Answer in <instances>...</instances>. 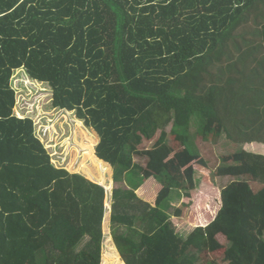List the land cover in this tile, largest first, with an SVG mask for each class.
<instances>
[{"label":"trees","instance_id":"1","mask_svg":"<svg viewBox=\"0 0 264 264\" xmlns=\"http://www.w3.org/2000/svg\"><path fill=\"white\" fill-rule=\"evenodd\" d=\"M249 21L241 71L228 48ZM260 82L264 0H0V264H102L109 215L118 264H264V132L216 110L246 94L264 106ZM37 85L50 107H27ZM55 112L96 147L81 128L68 153ZM238 125L248 138L217 167L206 150L238 146ZM125 177L141 190H114Z\"/></svg>","mask_w":264,"mask_h":264},{"label":"rangeland","instance_id":"2","mask_svg":"<svg viewBox=\"0 0 264 264\" xmlns=\"http://www.w3.org/2000/svg\"><path fill=\"white\" fill-rule=\"evenodd\" d=\"M258 29L259 28H257V26L253 24V21L252 22L249 21V23H247L245 26L240 28L237 31V33H235V38L229 44V48H228L229 56H230V58L231 57L234 58V60H238V64L236 66H237V68H240L241 71L244 70L243 69L244 67L248 68L249 65H250V61H247V60H250V59L246 60V59L240 58V53L244 52L245 47L247 46V45L244 44L243 39H245V40L247 39V40L251 41V44L254 45L255 42L253 40L258 39V36H259L258 32H257ZM258 54H260V52L257 51L256 55H258ZM261 74L263 75V71L261 72ZM235 76H238V74H235ZM262 85H263V83L260 82L255 87L256 88L258 86L261 87ZM234 87L236 88V91L240 90V86L239 85H235ZM22 90H24V89H22ZM248 91H246V93ZM35 92H36V95H35ZM242 92L245 93V91L241 90L237 94L241 95ZM27 95H28L29 99L28 100H24V101L25 102H29V103L32 102L31 105L30 104L27 105V107H29L31 109L33 108V106L35 108V106L37 107L39 105V109H40L41 107H44V106L50 107V105H51V100H52L51 90L46 85H37L36 88H35V91H30ZM244 98H246L247 100H242L243 102L249 101L250 98H251V95L250 94H246V95H244ZM232 105L233 104H231L230 107ZM244 114H249V113L247 112V113H244ZM63 115H66V117L63 118ZM74 117H75L74 114H71V113H67V112L58 113V112H55L53 114V116L51 117L50 121L47 120V119L45 120V121H47V126H48V128H49V130L51 131L52 134H54L56 129L57 128L59 129L61 127V125L65 127V130L67 129L69 131V135L64 136L65 145L68 146V153L69 152H71V153L74 152L75 148H77V145H79V143L81 142V137H80V129L81 128H83L85 130H88L89 132L92 133V135H95L92 132L93 130L87 129L86 127H84L83 123L78 124V122L75 121ZM170 125L171 124H169L165 128L166 131L170 130ZM229 125L233 126L230 123H229ZM235 128H236V130H233V128H231L232 129L231 132H232L233 137H234V138H232V140L235 141L238 146H236L233 143H231V140H229L228 138L226 139V138H223V137H222L221 140L219 139L216 142V144L213 145V150H211V151L214 152L217 155L216 156V161L218 162L217 164H219V165H223V161H222V157L223 156H226V155L230 154L231 152H235V151H237L239 149H242L243 141L246 140V138H248V136H245V135L244 136H240V135H242V133L240 132L241 131V126L240 125L236 126ZM256 129H258V128H256ZM65 130H63V132H65ZM262 130L264 132V128H262V126H261V131ZM245 133L247 134V132H245ZM253 133L257 136L259 132L256 131V133L255 132H253ZM161 134H162V132L159 131L156 134V136L151 141L144 140V142L141 144L140 148L141 149H145V150L152 148V146L160 138ZM97 143H98V138L96 136V142L94 140L93 148L96 146ZM204 151H205V149H203V152ZM89 159H91V157H89ZM134 161L135 162H140L142 160L139 157H134ZM215 181H216L217 186L220 189H222L223 187H226L229 183H231L233 181V179L232 178H222V179L221 178H216ZM112 187H113L114 190L117 189V188H120L122 190L131 189V188L133 189L134 188L133 190H136V191H138V188H140V187L137 188V185H135V186L128 185V180L126 178L124 179V185H122V183L121 184L117 183V184H114ZM199 187H200V184L197 186V190L196 191L199 190ZM196 197L198 199L204 201V202L206 201V197L205 196L201 195V197L200 196H196ZM180 205L176 204L175 206H176V208L177 207L180 208ZM188 213H189V211H187V209L184 210V215L185 216H187ZM109 219H110V215H109V217L107 219V223H106L107 232L105 233V240H104V245H103V262H102V264H105V263L106 264H118L117 260L119 259V256L117 255L118 251L116 250V248L114 246L113 234H112L113 230H112V226H111V223H110ZM128 231H129V229H127V228H122L121 229V232H123L125 234H128ZM90 241H91L90 237L88 235L85 236L84 239L76 247V250L78 252L82 251V250H88L89 248L91 250L93 246L89 247V245L91 243ZM197 255L198 254L196 252L195 253H191V254L189 253V256L193 257V258H196Z\"/></svg>","mask_w":264,"mask_h":264},{"label":"crops","instance_id":"3","mask_svg":"<svg viewBox=\"0 0 264 264\" xmlns=\"http://www.w3.org/2000/svg\"><path fill=\"white\" fill-rule=\"evenodd\" d=\"M263 85H264V83H263ZM208 86H209L208 88H211V84L210 83H209ZM255 101H256V99H255ZM231 104H233V105L230 107ZM216 110L219 113V115H220L221 118L224 117V116L225 117L228 116L230 118V117H232V115H234V112H235L236 115H238L240 113L242 116H239L240 118H236V121H252V123L254 122L253 123L254 132L256 133V131H258V132L261 131V126L260 125H256L255 126V122H256L257 119L260 118V117H257V116H261L262 114L264 115V106H257L256 102H254L252 100L245 101V102H243L242 100H240V102H219V104L217 105ZM247 112L249 114H244V113H247ZM199 115H202V114H199ZM199 115L198 114L197 115L194 114L193 115L194 116V119H197ZM222 120H223V118H222ZM255 128H258V129H255ZM169 131L170 130H168L167 132H169ZM95 137H96V135H95ZM258 137H261V136H258ZM98 141H99V139H98ZM199 148H201V150L203 149L202 147H198V149ZM263 149H264V147H263ZM211 150H213V147L207 149L206 151H209L210 152V155L213 153L215 156H217ZM141 162H135V163H141ZM215 165L217 167L220 166L219 164H215ZM211 168L215 169V166L211 165ZM217 178H219V177H217ZM223 178H230V177H223ZM233 181H234V179H233ZM122 185H124V181H123ZM218 189H220V188L218 187ZM140 190H141V188H139L137 192H139ZM183 201H184V199H183V197H181V198L175 200V205L176 204H178V205L181 204L182 205Z\"/></svg>","mask_w":264,"mask_h":264}]
</instances>
